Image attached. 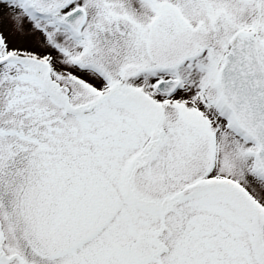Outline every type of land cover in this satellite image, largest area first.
Instances as JSON below:
<instances>
[{
  "label": "snow or ice",
  "instance_id": "snow-or-ice-1",
  "mask_svg": "<svg viewBox=\"0 0 264 264\" xmlns=\"http://www.w3.org/2000/svg\"><path fill=\"white\" fill-rule=\"evenodd\" d=\"M0 264H264V0H0Z\"/></svg>",
  "mask_w": 264,
  "mask_h": 264
}]
</instances>
